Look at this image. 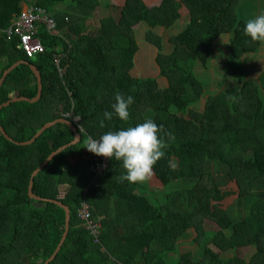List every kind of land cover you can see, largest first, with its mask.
Wrapping results in <instances>:
<instances>
[{
    "label": "trees",
    "instance_id": "obj_1",
    "mask_svg": "<svg viewBox=\"0 0 264 264\" xmlns=\"http://www.w3.org/2000/svg\"><path fill=\"white\" fill-rule=\"evenodd\" d=\"M24 1L0 0V77L20 61L0 84V105L13 97L36 95L32 65L39 72L41 92L35 101H10L0 108V125L12 138L0 129V264H45L65 233L64 206L70 211L69 231L48 264H264V70L250 77L246 67L247 56L259 53L263 40L250 41L243 33L239 0H163L173 12L184 7L188 17L185 27L169 38L170 53L155 29H171L174 22L168 12L144 0H125L119 18L108 16L91 26L86 21L97 0H36L33 8L46 9L56 30L40 25L38 36L46 50L34 58L19 48L18 36L8 38L5 33L23 12ZM63 4L83 16L73 18L69 10L60 13ZM141 26L148 27L144 42L158 50L159 77L167 81L166 87L158 77L133 76V45ZM64 29L70 35L61 34ZM223 36L230 37L224 65L234 82L207 93L194 69L208 65ZM117 91L134 97L129 119L114 116L99 128L98 120L111 110ZM175 97L181 98L179 110ZM204 97V108H194ZM67 112L78 116L74 124L81 140L34 175L32 190L39 198L31 196L34 170L75 133L57 121L33 142H20L31 139L47 122L71 120L64 116ZM145 118L172 136L164 137V156L152 166L163 195L140 181H121L124 169L118 160L111 159L97 176L85 156L83 145L89 137ZM232 180L239 188L235 202L217 208L213 217L228 237L236 234L237 223L245 222L248 232L260 237L261 249L249 261L237 254L223 256L211 247L200 256L181 253L191 230L197 233L194 242L203 244V200L215 198L218 188ZM84 206L89 213L85 218L80 213Z\"/></svg>",
    "mask_w": 264,
    "mask_h": 264
},
{
    "label": "rangeland",
    "instance_id": "obj_2",
    "mask_svg": "<svg viewBox=\"0 0 264 264\" xmlns=\"http://www.w3.org/2000/svg\"><path fill=\"white\" fill-rule=\"evenodd\" d=\"M30 4L34 0H28ZM70 1V0H69ZM125 0H97V7L91 12L88 21H86V26H91L95 24L102 18L112 16L114 18L120 17V11L124 4ZM145 3L149 6H159L164 11L168 12L171 19L174 22V26L171 29L166 28H157L155 32L159 34L164 41L165 52L170 53L172 51V45L169 43V38L178 34L184 27L188 19L187 11L183 7L177 12H173L164 4L163 0H144ZM249 0H239L238 12L243 20L259 14L264 13V0H252L251 4L248 3ZM74 8V6H72ZM70 5L63 4L58 8V11L69 10V14L73 18H80L83 16L80 15L78 9H72ZM248 7V8H247ZM247 8V9H246ZM56 9V8H55ZM54 9V10H55ZM66 12V11H65ZM136 42L133 45V51L135 54V67L132 71L133 76L138 77H158V82L160 86L166 87L167 81L164 78L159 77L160 70L156 63L157 48H154L144 42L145 34L148 30V27L141 26L137 28ZM60 33V32H59ZM61 34L68 35L69 32L67 29L61 31ZM70 35V34H69ZM264 43V40H263ZM230 45V37L223 36L218 41H216L215 46L213 47V56L211 57L208 65L198 64L194 69L197 73V76L203 80L207 93H213L219 91L220 89H225L230 87L232 82H234V76L232 71H229L225 67V59L228 58V46ZM264 51V47L262 49ZM260 58V59H259ZM260 60L264 61V54L259 57H254L253 55L247 56L246 67L250 69L249 72L256 75L259 70L254 71L255 65L259 64ZM261 70V69H260ZM249 76V75H248ZM181 91H178L180 95ZM178 95V97H179ZM175 97L177 110L180 109L181 98L178 99ZM206 97V96H205ZM205 97L201 99L198 103L194 104L193 107L197 109H203L205 103ZM181 113V111H179ZM146 189H150L152 192L163 195V186L159 180L155 178L154 172L147 177L144 181H140ZM239 194V188L234 180L230 181L225 186L218 188V195L213 199H204V216H205V228L207 231V236L202 245H199L194 242V239L197 236L195 230H191L189 237H187L180 246V252H192L197 256H200L203 250L206 247H211L212 249L218 251L223 256H233L235 254L249 261L251 256L258 250L261 249V243L259 236L251 235L246 227L245 222L237 223L236 225V234L227 236L225 234V229L220 220L213 217V212L217 208L230 207L234 202L235 198ZM61 196H64L62 194ZM84 208L80 210L82 214ZM89 227V226H88ZM90 228V227H89ZM96 232V229L93 230Z\"/></svg>",
    "mask_w": 264,
    "mask_h": 264
},
{
    "label": "clouds",
    "instance_id": "obj_3",
    "mask_svg": "<svg viewBox=\"0 0 264 264\" xmlns=\"http://www.w3.org/2000/svg\"><path fill=\"white\" fill-rule=\"evenodd\" d=\"M242 30L250 41L264 40V13L248 18ZM133 102L132 95L125 96L119 91L115 92L110 104L111 110L103 112L102 118L98 120V127L104 128L105 121L114 116L121 121H128V109ZM165 136L172 139L171 133L164 131L162 125L151 118H145L127 127L109 129L98 138L89 137L83 146L95 155L118 160L124 169L119 179L133 183L144 181L152 174V166L164 156Z\"/></svg>",
    "mask_w": 264,
    "mask_h": 264
},
{
    "label": "built area",
    "instance_id": "obj_4",
    "mask_svg": "<svg viewBox=\"0 0 264 264\" xmlns=\"http://www.w3.org/2000/svg\"><path fill=\"white\" fill-rule=\"evenodd\" d=\"M46 9L29 8L24 10L20 16L14 19L13 24L5 33L8 38L12 35L19 37V48L24 52L28 58H34L36 55L45 52V46L38 36L40 25L46 24L49 30H56V22L50 16ZM60 59H56L58 64ZM64 116H71V113H63ZM71 120L76 122L78 116H71ZM85 156L89 161V168L95 175L100 176L103 171L109 166L110 158L102 155H95L85 148ZM88 208L84 206V211L81 214L84 218L88 216ZM90 229L94 228L93 224H89ZM94 229H97L94 228ZM93 231V229H92ZM94 233V232H93ZM97 233V230L96 232Z\"/></svg>",
    "mask_w": 264,
    "mask_h": 264
},
{
    "label": "water",
    "instance_id": "obj_5",
    "mask_svg": "<svg viewBox=\"0 0 264 264\" xmlns=\"http://www.w3.org/2000/svg\"><path fill=\"white\" fill-rule=\"evenodd\" d=\"M20 61H17L15 63H13L11 66L7 67L3 72H2V76L0 77V84L2 83L5 75L15 66L19 63ZM33 72L35 73L36 77H37V93L36 95L33 97V98H27L25 96H18V97H13L11 98L10 100H7L4 104H1L0 105V108L4 105H7L10 101H16V100H21V99H29L31 101H35L38 99L39 95H40V92H41V81H40V75H39V72L36 70V68L32 65L31 66ZM57 121H62V122H65L66 124H68L72 130H74V138L73 140H71L69 143L67 144H64L62 146H60L59 148H57L56 150H54L49 156L48 158L37 168L34 170L33 172V176L31 178V181H30V189H29V194L31 196H34V197H37L39 198V196L35 195L33 190H32V183H33V177L34 175L44 167V165L48 162L49 159H52L58 152H60L61 150H63L64 148H66L67 146L69 145H72V144H77L80 142L81 140V133H79V130L77 129L76 125L74 124V122L70 119H65V118H58L56 120H53V121H50V122H47L45 123L35 134L34 136L27 140V141H21L20 143H31L35 140L36 137H38L47 127L53 125L55 122ZM0 129L1 131L4 133V135L10 139H12L8 134L7 132L1 127L0 125ZM61 205V204H60ZM64 209L66 211V227H65V233L62 237V240L57 248V250L55 251V253L52 255V257L45 263V264H48L54 257L55 255H57V253L59 252L60 248L62 247L63 243L65 242L66 240V237H67V234H68V231H69V223H70V211H69V208L64 206Z\"/></svg>",
    "mask_w": 264,
    "mask_h": 264
},
{
    "label": "crops",
    "instance_id": "obj_6",
    "mask_svg": "<svg viewBox=\"0 0 264 264\" xmlns=\"http://www.w3.org/2000/svg\"><path fill=\"white\" fill-rule=\"evenodd\" d=\"M35 1H36V0H34V2H32V3L30 4V2H29L28 0H25V1L23 2V4H22V6H23V11H24V10H27V9H29V8H31V7H33ZM42 27H43V26H42ZM57 32H58V31H57ZM263 47H264V43H263V45H262V47H261L259 53L255 54V55H253V56H254V57H256V56L259 57L260 55L262 56V55L264 54V51L262 50ZM59 57H60V59H61V58H62V55H60V53H59V54H56V56H55V63H56V59H57V58L59 59ZM259 59H260V58H259ZM56 64H57V63H56ZM59 64H60V61H59V63L57 64V66H58ZM254 69H255L254 71L259 70V72H258L256 75H254V74L250 73V72H249L250 69H248V75H249L250 77H258V76H259V74L264 70V61H263V60H260L259 64L255 65ZM260 69H261V70H260ZM60 70H61V69H60ZM70 118H71V116H70ZM70 161H71L72 163H74V162L77 161V159L70 158ZM245 227H246V224H245ZM246 229H247V227H246ZM247 231H248V230H247Z\"/></svg>",
    "mask_w": 264,
    "mask_h": 264
}]
</instances>
